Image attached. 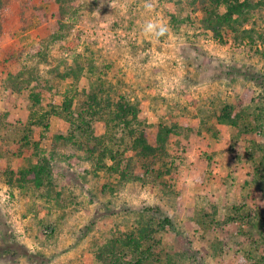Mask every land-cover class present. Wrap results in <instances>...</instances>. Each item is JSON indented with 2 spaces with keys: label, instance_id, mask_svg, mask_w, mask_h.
<instances>
[{
  "label": "rangeland",
  "instance_id": "obj_1",
  "mask_svg": "<svg viewBox=\"0 0 264 264\" xmlns=\"http://www.w3.org/2000/svg\"><path fill=\"white\" fill-rule=\"evenodd\" d=\"M249 1L257 6L246 20L217 37L200 23L199 1L72 0L60 16L54 0H0V46L42 53L25 63L23 96L0 89V248L7 236L30 255H0V264H237L241 253L264 256L256 227L264 225V0ZM149 22L165 35H145ZM71 70L77 79L64 76ZM101 87L112 101L137 104L152 144L158 125L193 130L169 136L159 160L121 147L122 172H94L92 145L60 112L65 96L76 110L84 90ZM29 92L50 114L48 129L36 128L23 146L13 124L27 122ZM224 104L236 126L205 116ZM93 127L96 136L106 132L102 121ZM40 161L51 169L50 187L23 186L12 173ZM145 225L153 231L141 253L115 246Z\"/></svg>",
  "mask_w": 264,
  "mask_h": 264
},
{
  "label": "trees",
  "instance_id": "obj_2",
  "mask_svg": "<svg viewBox=\"0 0 264 264\" xmlns=\"http://www.w3.org/2000/svg\"><path fill=\"white\" fill-rule=\"evenodd\" d=\"M181 1V0H180ZM187 3L196 4L197 1L201 2L199 11L202 12V19L200 23L205 29L211 30L216 34L217 37H221L220 30L223 27L232 28V25L239 22L245 21L246 16L249 14L250 10L254 9L257 6V2L252 4L249 0H186ZM56 4L58 13L60 16L65 14L66 8L70 5L72 0H54ZM264 3V2H261ZM221 8H224V12L220 11ZM23 10V9H21ZM11 23H8L6 26H10ZM60 30V29H59ZM234 30V29H233ZM52 37H55L54 35ZM0 46V69L3 72L0 75V89H6L10 93H16L23 96V93L27 92L29 80L23 79V69L27 70L25 63H29L35 57H40L42 55L41 51L35 48L25 51H21V48L5 49ZM36 50V51H35ZM18 55L17 62L14 61V56ZM26 66V68H25ZM29 73V72H28ZM61 75V74H60ZM78 71L71 70L70 73H65L66 78L68 76L73 77L74 79L78 78ZM62 76V75H61ZM25 85V86H24ZM27 85V86H26ZM86 98H85V94ZM102 93H105L103 96ZM69 94V91H66V95ZM84 97L81 102V106L76 110L72 109V97H66L63 101V107L60 113L65 114L66 119L74 118V122L77 123L76 128L80 131V135L83 138V141L92 145V148L88 150L90 158L92 159V166L94 172L99 170H110L111 172H122L120 169V164L124 161L117 152H120V148L124 147L127 151H132L134 156L138 158H149L154 157L159 160L160 156L166 155L165 142L169 136L173 137L178 134L177 131H192L193 126H189L187 122H183V125H158L156 127L154 144L150 143L146 136L145 125L139 120L138 117V106L137 104L130 101L128 96H117L114 101L110 99L108 92L102 87L93 89L91 93L83 91ZM25 98V97H24ZM29 103L23 100V104H26L27 108L24 109V116H28L27 122L23 123L17 121V123L23 125L16 126L13 124L14 128L21 132L23 138V146H29L30 136L36 131V128L43 127L48 129L47 121L49 114L43 112V107L38 98V95L33 93H28ZM233 107L230 104H224L222 106H215L213 111H207L206 115L211 113L213 119L218 121L221 124H227L230 126H236L238 115L234 114ZM54 113V109L51 110ZM205 118V117H204ZM102 121L105 123L106 132L103 135H95L94 133V123ZM46 122V123H45ZM206 119H200L199 125L202 127L206 126ZM122 126L123 133L116 135L118 126ZM22 126V127H21ZM7 127V126H4ZM11 127V126H10ZM192 129V130H191ZM59 139L63 137L57 136ZM170 137V138H171ZM119 145V146H118ZM88 149V148H87ZM86 149V150H87ZM123 150L121 155L124 156ZM119 155V156H118ZM110 160L112 165L106 167L105 160ZM43 160V159H42ZM129 160V159H128ZM262 161H264V156H262ZM128 165V162L125 161ZM262 163V162H261ZM131 168V167H130ZM167 169L165 172L167 173ZM51 169L46 161L37 162V164H30L27 167H22L16 172H12L17 175V179L22 183L23 186L31 183L34 185L35 189L41 188L42 186L50 187L52 186V181L50 178ZM161 171V176L166 174ZM123 176V175H122ZM121 176V178H122ZM261 179H264V176H260ZM47 190V188H46ZM50 194L46 193V196L51 199V194L53 190L50 188ZM242 208H235V212L239 213ZM243 217L241 218V220ZM256 227L259 230H264V225L257 222ZM148 225L145 227H138L135 234L132 236L130 234H125L123 239H116L114 241L115 246L121 244V248H127L131 252L141 253L142 250V241L146 237L151 236V232ZM261 245L264 247V238H261ZM5 245L0 248V255L10 256V257H22L30 256L28 251L16 243L15 241L8 239L7 236L4 238ZM230 244L226 245V250L224 251L225 258H229ZM261 250V249H260ZM112 253H109L111 261H117L118 255L115 254L113 250ZM147 253L149 251H146ZM264 252V248H262ZM245 253V251H244ZM233 256V255H232ZM251 254L243 255L240 254V257L236 260L237 264H264V256L257 258V261H254L251 257ZM102 255L97 256V259L101 260ZM144 259V258H143ZM252 260V261H251ZM137 264H142L141 260Z\"/></svg>",
  "mask_w": 264,
  "mask_h": 264
},
{
  "label": "clouds",
  "instance_id": "obj_3",
  "mask_svg": "<svg viewBox=\"0 0 264 264\" xmlns=\"http://www.w3.org/2000/svg\"><path fill=\"white\" fill-rule=\"evenodd\" d=\"M143 31L145 35H151V36H155L159 38L160 36L165 35L166 30L164 29L163 26L157 25L156 23L149 22L144 26Z\"/></svg>",
  "mask_w": 264,
  "mask_h": 264
}]
</instances>
